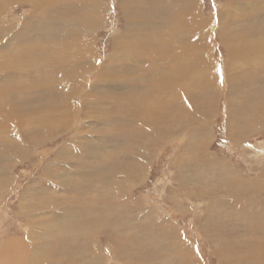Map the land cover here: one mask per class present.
<instances>
[{
	"label": "bare ground",
	"instance_id": "6f19581e",
	"mask_svg": "<svg viewBox=\"0 0 264 264\" xmlns=\"http://www.w3.org/2000/svg\"><path fill=\"white\" fill-rule=\"evenodd\" d=\"M12 1V6L32 4L35 11L21 22L7 23L6 9H0V190L12 183L16 163L32 159L39 142H62L46 153L48 161L35 165L40 170L37 183L21 192L17 215L24 220L13 238L1 239L0 264H200L198 250L171 215L177 210L175 200L169 198L168 211L130 191L144 181L150 160L166 140L188 135V160L193 145L207 141L212 125L207 118L214 116L216 106L212 85L219 80L227 88L225 112L232 107L235 123L243 122L236 123L237 134L264 128L262 58L252 61L256 80L246 82V60L260 48L247 45L246 39L264 35V0H222L224 7L208 17L201 0H121L123 29L111 37L106 59L96 52L92 37L106 20L97 0ZM214 38L224 49V71L213 61ZM121 70L132 74H118ZM25 73L30 76L23 77ZM23 80L27 83L20 84ZM234 90L237 98H232ZM157 98L163 100L159 116L150 120L137 113L149 110L150 100ZM225 161L211 165L221 175L236 176ZM172 164L182 183L196 181L190 180L192 171L182 174L188 165L179 154ZM88 175L97 181H85ZM220 178L212 176L211 185ZM237 187L241 191L242 185ZM43 195L51 201L39 200ZM204 196L212 198L207 193L199 197ZM253 200L231 206L243 222L261 226L252 216L259 212ZM216 213H205L209 228L220 224ZM6 218L1 210L0 230ZM103 229L109 233L100 250ZM263 248H239L245 253L232 255L264 264Z\"/></svg>",
	"mask_w": 264,
	"mask_h": 264
},
{
	"label": "rangeland",
	"instance_id": "374dc122",
	"mask_svg": "<svg viewBox=\"0 0 264 264\" xmlns=\"http://www.w3.org/2000/svg\"><path fill=\"white\" fill-rule=\"evenodd\" d=\"M97 2L100 4V7L105 10L104 17H106L104 19L106 20L102 22L104 26L103 24H100V26L96 27L94 32H92V37L94 38L96 52L98 53V55L102 56V59H106L111 49V37L115 32H121V30L123 29V20L121 21V0H97ZM13 3H15V1L4 0V2L1 1L0 4V9H6L5 12L7 14H4L3 19H5L7 23H13L14 20L21 22L27 15V13L32 12V10L35 11V8L34 6H32V4L27 5L26 3H17V5L15 4L12 6ZM223 4L224 3L222 2V0H201V4H199V6L202 10V13L208 17L210 13L223 8ZM201 5L203 8L201 7ZM8 8L12 11H9ZM62 8H64V6H60L59 10H61ZM93 33L95 35H93ZM257 37H262L264 39V35H261L259 33L255 36L247 37L246 39L247 45H260V48L255 50L256 54H252L246 60V62L248 63L246 68H249L250 72V76L246 81L248 83L256 80V74L253 72L255 68L252 66V61L258 58H262L264 61V40L259 41L257 40ZM211 41H213L211 45L214 44L213 46H211L213 61H215L217 64L219 63L218 65L221 66V70L224 71L223 69H225V67L221 65L223 60L225 59V53L222 44L217 38H214V40L212 39ZM40 43H42V40H40ZM248 48L254 50L252 46H249ZM236 69L239 71L247 72V70L244 68ZM30 73L32 75L35 74V72ZM231 73L233 72L230 71L228 73V78H230L229 74ZM118 74H125L124 76H126L132 74V72L121 70L118 71ZM23 75V77H25L29 74L25 73ZM231 80L232 79H230V81ZM23 83H27V80H23V82L20 81V84ZM238 86L239 85L237 82V86H235V88ZM212 87L215 88L214 90L216 92V99L214 98L216 106L214 109V116L207 118L208 120L210 118V120H212V125L210 126L209 130L211 134L209 133V136L207 135L210 138L207 137V141L203 143L204 145H193L191 149L194 150L196 148L194 150L195 153L192 152V159L189 160L188 158H186L187 152L189 151V140H187L189 139L188 135H183L185 136L184 140L182 136H179L178 138H170V141L166 140L160 147V151H158L159 154H157L150 160L148 175H146L144 181L138 186L132 188L130 193L134 198H142L145 196V199L150 202L152 207H159L160 209L164 208L168 211L171 210L170 207H172V202H169V198L171 197L175 200L177 210L175 214L171 215H174L173 217L176 220H174L176 225L178 224L177 226L179 230L183 232L182 236L185 239L187 237L188 241L192 243L193 248H195V250H198L200 254V257L198 256L200 264H254L253 262H250L248 260H240L237 258V256H241L240 254L245 253L244 250L239 251V248H246L247 251L251 246H264V219H262V215L264 213L260 216V213L264 211V128L252 131L253 133L249 132L247 134H237L236 127H238L239 125L236 123L243 122L238 120L235 123V114H232V107L230 110H228L226 106V112L224 110V99L228 96H226L227 88L222 86L221 80H219L215 85H212ZM260 88H262L264 91V87ZM130 95L120 96L116 94L118 98H128ZM237 97V93L234 90V95L232 96V98ZM150 101L152 103L150 102L147 106L149 110H140V112L138 111L137 113H141L142 115L148 117V119L152 120L155 116H159V113L161 111H159V109L163 108V100L162 98H157V100L155 101ZM189 104L191 105V102ZM261 107L262 108L260 109V112L263 111L264 114V106L262 105ZM151 108L155 110L153 111ZM180 108L182 109L183 107L180 106ZM197 109L198 108H196V110ZM236 109L239 110L238 107ZM156 111L159 112L157 113ZM223 112H225V114H223ZM228 130L233 131L229 132ZM65 137L66 135L64 134L61 139ZM61 142L62 140H60L56 144H49L46 143V141H44L43 143L39 142V144L37 145V152L31 160H29L28 162L27 160H23L22 162L16 163L14 168H12V183L6 190H0L2 191L3 196V200L0 201V211L2 210V212H5V214L8 216V218H6L5 224L0 230V242L1 239H4L6 237L13 238L16 235L15 233L17 225L19 224V222H22L24 220V218H19L17 215L18 198L20 197V195H22L21 192L24 191V188L31 184L32 187L37 183L40 170L38 168L35 169V165L41 166L44 162L48 161L45 157H47L48 159V156L51 154V152L57 149ZM47 152H49V155L46 154ZM201 152L203 153L201 154ZM178 154L183 160L186 159L188 165V167L182 171V174L185 170L192 171V177L190 178V180L193 179L196 181L189 180L190 182L185 183V181L183 180L182 183L179 180L176 174L177 169L172 164V158L174 156H177ZM203 160L204 162L202 163L208 164V167L203 164L205 169L198 165V163H201V161ZM219 160H226L225 162L227 164H231V167H234L233 170L236 171L234 174L237 177L228 174L221 175L217 168L211 165V163L213 164V161L215 163H218ZM189 164H192V168H190ZM194 170L197 172L195 175ZM215 172L218 173L216 174ZM214 175L222 176L224 178H220L219 180L214 179V182L211 185L210 181L212 176ZM93 177L94 176L92 175H88L89 179L85 181H90L93 179ZM97 179L98 177H96L92 181H97ZM15 183V188H12L13 190H11L10 192V187ZM237 183L242 185L241 191H239L240 189H238ZM226 185H228V188L225 187ZM37 187H40L39 184L37 185ZM187 188L191 193H189ZM192 191H194L195 193L194 196H192ZM206 193L211 194L212 198L210 199L205 196L203 198L199 197L200 195ZM250 198H252V200L254 199L253 201L255 206L259 207V212H253L252 216L253 219H256L257 222L259 220L261 221H259L261 226L258 225L255 221L251 224H248V222L245 221L243 222L244 218L242 217V215L236 213L235 207L231 206L232 202L237 203L238 200L240 202L241 200H243L244 202ZM39 200L51 201V198L43 195L41 198H39ZM211 209H214L215 212H217V219L220 223L219 226L214 228H209L205 221V213L206 211H210ZM223 210H225V213L222 212ZM184 211L188 212L185 213ZM107 231L103 229L99 233V243L102 244L100 250L105 249L103 245L105 246L106 244L105 240H107V234L109 233ZM216 243L218 245L215 247ZM60 252L61 251H59V253ZM232 254L237 256H233ZM11 263L12 262L9 261L6 264Z\"/></svg>",
	"mask_w": 264,
	"mask_h": 264
}]
</instances>
